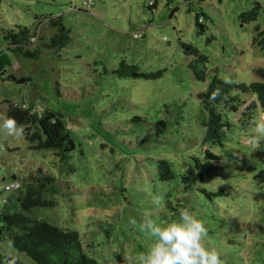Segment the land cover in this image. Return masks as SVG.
I'll return each mask as SVG.
<instances>
[{
	"label": "rangeland",
	"instance_id": "1",
	"mask_svg": "<svg viewBox=\"0 0 264 264\" xmlns=\"http://www.w3.org/2000/svg\"><path fill=\"white\" fill-rule=\"evenodd\" d=\"M257 3V20L244 22L241 15ZM52 20L70 32L62 51L43 41L32 48L41 51L37 60L9 51L10 31L24 26L48 38ZM256 26L264 31V0H0V65L6 64L0 124L12 105L51 110L75 143L65 158L60 150L35 148L24 126L20 135L0 129V191L15 180L54 178L48 198L56 205L41 209L39 218L78 232L99 264H138L151 244L142 223H166L184 210L205 223L206 243L223 264H264V140L256 142L253 131L264 114L244 125L228 113L223 146L205 144L207 112L199 98L215 74L237 85L264 82ZM183 43L208 58L206 81L196 79L190 68L196 58ZM122 61L138 76H119ZM207 149L219 158L211 171L195 163L210 160ZM162 160L175 179L162 180ZM0 254L30 263L8 242L0 241Z\"/></svg>",
	"mask_w": 264,
	"mask_h": 264
},
{
	"label": "trees",
	"instance_id": "2",
	"mask_svg": "<svg viewBox=\"0 0 264 264\" xmlns=\"http://www.w3.org/2000/svg\"><path fill=\"white\" fill-rule=\"evenodd\" d=\"M156 2L151 1L149 7L155 9ZM259 3L249 12L243 13L241 18L244 22L257 20ZM56 27V31L49 40L41 34H32V31L24 26H18L17 31H10L6 37L9 41L8 49L16 56H21L29 60H37L41 56L38 48L32 49L39 41H43V46L62 51L70 42V32L61 21H51ZM197 25L204 30L202 18H198ZM257 36L254 38V45L264 49V31L260 26H256ZM45 41V42H44ZM188 55L195 56V60L190 64L195 77L199 81H206L208 58L193 46L182 44ZM121 70L117 71L119 76H138V69L122 61ZM6 66V64H5ZM0 65V69H5ZM160 75V74H158ZM146 75H142L145 77ZM146 77H149L146 76ZM10 79L18 84L31 82L30 78H17L10 76ZM217 88L221 89V96L215 101L210 99L211 94ZM237 90L249 94L251 99L244 100ZM226 97V99H225ZM202 109L207 112V119L204 121L206 135L204 142L210 145H220L230 132L231 124L227 121L228 113L240 115V121L244 125L254 123L255 114H264V82H253L251 84L237 85L226 83L218 75H214L210 81L208 90L199 94ZM7 118L14 119L19 126L26 129L27 138L38 149L60 150L67 158V154L75 149V143L68 133L61 115L51 110L38 112L27 104L12 105L7 113ZM32 128L37 132L31 133ZM210 159L206 164L200 158H195L197 167L213 169L212 161H218V156L209 149L206 150ZM162 180L176 178V173L167 161L159 162ZM55 179L50 176H42L37 179L31 178L23 184L18 181V187L6 190V185L0 191V241L11 244L18 253L25 255L30 263L15 257L11 254H0V264H99V262L88 256L84 250L78 232L57 227L44 219L39 218L41 209L54 207L56 203L48 198L51 192H55L53 185ZM9 184V185H10ZM14 194L5 197L6 193ZM14 206V211L9 212L8 207Z\"/></svg>",
	"mask_w": 264,
	"mask_h": 264
},
{
	"label": "clouds",
	"instance_id": "3",
	"mask_svg": "<svg viewBox=\"0 0 264 264\" xmlns=\"http://www.w3.org/2000/svg\"><path fill=\"white\" fill-rule=\"evenodd\" d=\"M219 96L221 89L217 88L210 99L215 101ZM0 129H6L9 135H20L23 132L12 118L5 119L0 124ZM253 131L256 142L264 140V121L257 120ZM162 201L163 196L160 195L154 198L153 203L160 205ZM131 222L136 223L135 220ZM142 224L151 244L148 250L140 255L138 264H223L220 253L206 243L208 229L205 223L190 210L181 211L178 218L166 223L149 219ZM132 264L136 262L133 261Z\"/></svg>",
	"mask_w": 264,
	"mask_h": 264
},
{
	"label": "built area",
	"instance_id": "4",
	"mask_svg": "<svg viewBox=\"0 0 264 264\" xmlns=\"http://www.w3.org/2000/svg\"><path fill=\"white\" fill-rule=\"evenodd\" d=\"M85 5H87V7H90L91 6L89 2H86ZM15 187H18V184L17 183H13V184L8 185L6 187V190L9 191L10 189L15 188Z\"/></svg>",
	"mask_w": 264,
	"mask_h": 264
},
{
	"label": "crops",
	"instance_id": "5",
	"mask_svg": "<svg viewBox=\"0 0 264 264\" xmlns=\"http://www.w3.org/2000/svg\"><path fill=\"white\" fill-rule=\"evenodd\" d=\"M55 31H56V30L53 28V29L51 30L49 36L51 37ZM50 37L47 38V36H46L45 38H46V39H49ZM3 66H5V65H3ZM29 83H30V82H29ZM26 84H28V83H26Z\"/></svg>",
	"mask_w": 264,
	"mask_h": 264
}]
</instances>
